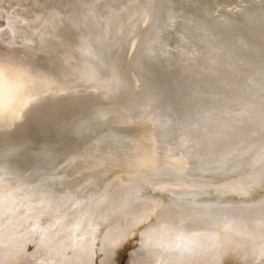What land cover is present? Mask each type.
Wrapping results in <instances>:
<instances>
[{
  "label": "bare ground",
  "instance_id": "obj_1",
  "mask_svg": "<svg viewBox=\"0 0 264 264\" xmlns=\"http://www.w3.org/2000/svg\"><path fill=\"white\" fill-rule=\"evenodd\" d=\"M171 1H55V15L69 23L64 33L75 36L42 52L59 60L68 81L99 89L119 80L127 97L119 121L142 122L145 130L121 146L105 140L63 148L71 163H85L78 188L95 185L83 201L44 200L0 176V264L25 257L94 264L97 248L101 264H114L115 251L142 225L128 264H223L236 250L264 251V0ZM47 7L39 0L33 26ZM165 22L176 23L173 55L158 38ZM11 30L12 48L20 33ZM122 43L131 56L117 70ZM33 54L0 57V141L37 119L29 109L40 98L38 84L33 90L24 81L36 90L29 101L14 95V81L38 61ZM147 188L155 194H143ZM42 215L50 217L45 224ZM31 243L37 251L26 256Z\"/></svg>",
  "mask_w": 264,
  "mask_h": 264
},
{
  "label": "rangeland",
  "instance_id": "obj_2",
  "mask_svg": "<svg viewBox=\"0 0 264 264\" xmlns=\"http://www.w3.org/2000/svg\"><path fill=\"white\" fill-rule=\"evenodd\" d=\"M55 1L56 0H47L48 6L51 7H47V16L42 20V23L39 26L35 27L30 21L33 19V11L39 3V0H0V57L6 60L9 58L24 59L25 57H27L26 55H29L30 53H34V56L32 57H38V61L34 62L32 67L28 68L26 72L23 73L27 75L25 77L26 80L20 79V81L18 79L14 81V92L16 90L18 91H16L14 95L17 96L19 93L23 92L22 94L18 95V99L22 100V98L24 97L23 94H25L26 97L24 98H26L27 100V98L29 97L27 100L29 101V99L31 100L30 97L34 96L31 91H33L34 88L36 89L38 84V88L36 90L37 92L38 89L39 91L41 90V92L39 93L40 98L34 103L30 104V107L33 106L35 108L38 105V108L35 109L32 107L29 110L32 113L35 112L33 113V115H31V117L33 119H36L37 117L36 120L38 122L39 119L44 116V118L40 119L41 123H39V125H37V122L35 123L36 120H33L26 129H23V131H26L23 132L21 130L20 132L16 133V135L14 134L15 136L13 135L14 138H12L13 136L4 137V139L0 141V176H7L8 178L10 177L9 179L17 180L20 184V187L27 188L29 192L32 191L29 195L32 194L35 196H39L44 200L67 198V200L65 201L69 205L73 201H83L87 197V194L89 195L90 192L95 191V185L94 183H87L85 186L78 188V183L80 181H83L86 177L82 173L81 169V167L84 166L85 163H82V161H78V163H71L70 160L66 158V152L63 151V148L61 147L60 143L57 144L51 142L50 140H47L44 135H48L51 133L59 134V132L61 133L65 131V129L70 126L74 121H76V119L81 116V114L89 110L92 111L86 118L81 120L75 127L76 129L73 130V141L68 147L71 148L77 145L81 146L88 142L94 141L103 142L105 140L112 141V143H114L115 145L121 146L123 145V143L125 144L129 139L126 143L128 144L130 141H132L133 138L139 137L141 132L143 133V131L145 130V127L143 125L145 124L137 121H133V123H124L119 121L120 117L123 116L122 114L125 115L126 113L121 108H123L126 104L124 102V98L127 99L126 95H124L121 91L123 90V86L120 85L119 80H115L113 83H111V85H107L99 89H93L88 85H84V82L82 81L83 79L75 80L73 78L71 79L72 81H68L66 78L67 76H65V73L63 72V68L61 70L62 64L59 62V60L56 58L49 59L50 57L44 51V53L42 52V49L44 47H42V45H48L50 43L52 45H57L66 40V35L69 37L75 36V32L69 33V31H67L68 33H64L68 29L69 23L65 22L61 16L57 17L55 15L56 10L54 11L52 8L55 5ZM176 1L177 0H172L171 5L174 6L173 4H175ZM11 26L19 28L18 33H20V35H18L19 37L17 40V44L14 45V47L12 46V48L9 45V43L13 41ZM175 29L176 23L172 22L169 25L165 22L159 32L158 38H161L160 42L162 40L163 44L165 45L167 43L166 45L169 47L168 48L165 45L167 51L168 49L171 50L177 47L178 41ZM2 35L5 36L3 37ZM127 49L128 48L126 46H123V43L120 44L118 49H116L114 63L116 64L117 70H119L123 59L127 61L131 56V52H129ZM24 50H27L28 52H24ZM119 50H121V52H119ZM174 51L175 50H171V52H169L173 55ZM42 69L44 72L42 71ZM29 70L30 74L35 70L33 72L34 74H31L32 79L29 76V73L27 72ZM37 70L39 71V73L42 72V74L44 73L45 75L41 76V74H37ZM22 77L24 78L23 75L20 76V78ZM28 77L30 82L29 80L27 81ZM62 77L64 78L65 82L68 81L66 84L65 82H63ZM49 78H52V80H46ZM77 80L79 81L77 82ZM24 81L26 84L27 82H29L28 86L30 88L33 87V90L27 88L28 86L26 84H23ZM59 81L61 83H59ZM30 84L32 86H30ZM41 85L45 88H39L41 87ZM51 86L54 87L52 88ZM24 87L28 92H26L25 89V91L22 89ZM45 89L46 91L48 89V91L46 92ZM36 90L33 92L36 93ZM55 92H57V95L55 94L56 96L53 95ZM26 94H29V96ZM47 96L49 97V100L46 101V99H48ZM24 98L23 101H26ZM49 101L51 102V104H48ZM44 103H47L49 107H46V104L44 105ZM44 106L48 110H45ZM33 109H35V111H33ZM44 111H47L46 113L48 115L45 114ZM35 115L37 116L33 117ZM38 115L40 116V118L38 117ZM121 123L122 125H120ZM134 124H136V127L134 126ZM139 124H141L142 127L139 126ZM99 131L102 134H99ZM30 135H34V138H28ZM121 139L123 140L121 141ZM19 141L23 142L20 143ZM17 142H19V144ZM47 161H50L48 162L49 164H44V162ZM76 170L78 173L74 174L76 173ZM116 172L119 171L116 169L109 171L106 176L101 179H98L99 184H101V182L105 178L111 177ZM142 193L146 195L155 194V192H153L152 189L150 190V188L143 189ZM59 205L60 204L58 203L54 206L58 207ZM38 219L40 224H45L47 221L50 220V217L42 215ZM145 226L146 225H142L139 230L134 232L133 235L129 236L126 241L122 244V246L115 251L116 258L114 259V264L129 263L132 254L134 252H137V250H139L141 247L142 235L140 236V233ZM99 244L100 242L97 243L98 247ZM36 251V245L34 243H31L29 244L26 250V256L30 254L33 255L34 253H36ZM233 252H230L227 255L223 264H264V251L257 252L256 250H250L249 247H247L245 251L236 250ZM1 254L4 255L2 252ZM1 254L0 259H2ZM245 257L249 258L247 259ZM101 258L102 254L99 248H97V254L95 256L94 264H101ZM17 264L37 263L34 258L25 257L18 261Z\"/></svg>",
  "mask_w": 264,
  "mask_h": 264
},
{
  "label": "water",
  "instance_id": "obj_3",
  "mask_svg": "<svg viewBox=\"0 0 264 264\" xmlns=\"http://www.w3.org/2000/svg\"><path fill=\"white\" fill-rule=\"evenodd\" d=\"M94 110V109H93ZM92 110H89L83 114H81V116H79L76 121H74L70 126H68L65 131L63 132H59V134L57 133H51V134H48V135H44L46 137L47 140H50L51 142H54V143H57L61 145L62 148L64 147H68L70 145V143L73 141V130L76 129L75 127L77 126V124L83 120L84 118H86L89 113L91 112ZM28 138H34V135H30ZM20 143L23 142V141H19ZM19 142H17L19 144ZM48 162L50 161H47V162H44V164H49Z\"/></svg>",
  "mask_w": 264,
  "mask_h": 264
}]
</instances>
